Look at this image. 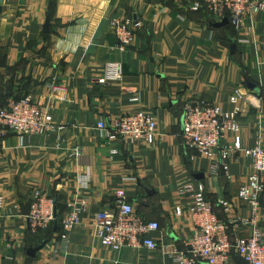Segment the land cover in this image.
I'll return each mask as SVG.
<instances>
[{
    "label": "crops",
    "instance_id": "1",
    "mask_svg": "<svg viewBox=\"0 0 264 264\" xmlns=\"http://www.w3.org/2000/svg\"><path fill=\"white\" fill-rule=\"evenodd\" d=\"M195 1L200 0L0 4L4 100L32 95L50 107L55 123L63 127L24 140L13 132L0 136V264H174L170 252L185 249L195 231L192 192L185 188L189 183L197 191L204 187L213 202L229 201L227 212L215 205L221 219L251 215V204L238 195L252 172L249 160L240 154L229 163L228 174L215 168L219 149L210 157L185 146L181 119L187 102L234 110L230 96L243 87L249 102L238 103L244 107L238 136L245 147L264 142V12L248 19L241 30L216 28L206 10L190 9ZM47 16L50 32L44 34ZM114 19L141 23L125 50L117 47ZM109 61L123 63L124 77L101 83ZM247 81L261 88L260 97L247 88ZM137 111L151 113L157 121L152 144L110 138L109 130L98 127L101 121L109 125ZM77 147L81 152L74 155ZM121 188L138 216L159 222L161 229L152 234L157 249L115 251L97 237L94 215L115 211ZM38 192L55 200L53 232L29 227L26 215ZM75 197L84 198L87 207L63 242L61 219ZM257 217L264 231V191ZM250 233V227L241 226L238 234ZM43 243L35 257L27 254L29 247ZM230 264L247 263L234 254Z\"/></svg>",
    "mask_w": 264,
    "mask_h": 264
},
{
    "label": "built area",
    "instance_id": "2",
    "mask_svg": "<svg viewBox=\"0 0 264 264\" xmlns=\"http://www.w3.org/2000/svg\"><path fill=\"white\" fill-rule=\"evenodd\" d=\"M190 9L206 10L212 23L227 18L229 25L241 30L248 19L264 12V0H200L193 2ZM140 26L141 23H132L129 19H114L111 22L120 50L131 45L135 31ZM123 77V63L109 61L105 64L99 82H116ZM229 101L236 104L232 111L212 103L187 102L183 111V142L185 146L210 157L219 149V157L215 159L214 165L226 174L229 173V163L237 161L241 155L249 160L252 172L240 186L238 195L251 204L252 213L249 217L232 218L227 222L218 216L215 205H221L227 212L231 209L229 201L220 198L213 202L207 198L204 187L201 186L197 191L192 183L187 184L185 188L192 192L191 217L195 231L185 249L170 252L174 264H230L234 254L241 256L247 264H264V231L257 217L264 191V142L245 147L238 136L241 126L239 114L244 108L238 103L245 105L249 102L245 89L236 88ZM98 127L109 130L110 138L130 142L146 141L152 144L157 135V121L146 111L120 115L109 125L101 121ZM62 129L55 123L50 107L40 105L32 95L5 101L0 92V136L13 132L24 140ZM228 135H231L232 141H227ZM80 152L81 149L77 147L73 154L79 155ZM117 197L118 207L115 211L101 210L95 213L97 237L106 247L115 251L124 247L157 249L159 244L152 234L161 229L159 222L138 216L123 188L117 190ZM86 207L87 201L81 197H75L70 202L68 212L61 219L63 242H67L72 230L80 224L81 214ZM3 208L4 199L0 196V209ZM181 212L182 209L177 208V213ZM26 216L33 231L49 229L58 221L55 200L38 192ZM241 226L250 227L249 236L238 234Z\"/></svg>",
    "mask_w": 264,
    "mask_h": 264
},
{
    "label": "water",
    "instance_id": "3",
    "mask_svg": "<svg viewBox=\"0 0 264 264\" xmlns=\"http://www.w3.org/2000/svg\"><path fill=\"white\" fill-rule=\"evenodd\" d=\"M3 3V0H0V4ZM2 12V7L0 6V13ZM50 16H47L46 18V21H45V24L43 26V33L44 34H48L50 32ZM229 24V20L227 18H224L222 21H219V22H215V23H212V25L216 28H221V27H224V26H227ZM232 50H236L235 47H232ZM247 88L250 89L251 91L255 92V94L260 97L261 96V88L251 82V81H247V84H246ZM181 127H182V133L184 132V116H182V119H181ZM45 243L39 245V246H31L27 249V254L31 257H35L37 255V252L42 249L44 247Z\"/></svg>",
    "mask_w": 264,
    "mask_h": 264
},
{
    "label": "trees",
    "instance_id": "4",
    "mask_svg": "<svg viewBox=\"0 0 264 264\" xmlns=\"http://www.w3.org/2000/svg\"><path fill=\"white\" fill-rule=\"evenodd\" d=\"M201 10H202V9H201ZM199 11H200V10H199ZM208 19H209V16H208ZM209 23L211 24L212 22H210V20H209ZM211 26H212V25H211ZM225 28H229V29H231V30L234 29L231 25H227V26H225ZM2 96H3V99H5V96H4L3 92H2ZM24 96H26V95H24ZM24 96L18 97L17 99L22 98V97H24ZM60 227H61V226H60ZM54 228H55V225L53 224L49 229H46V230H48L49 233H50V232H53V231H54Z\"/></svg>",
    "mask_w": 264,
    "mask_h": 264
}]
</instances>
